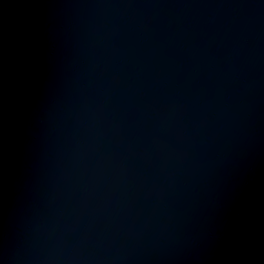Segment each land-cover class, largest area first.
Instances as JSON below:
<instances>
[{
  "label": "water",
  "instance_id": "95a60500",
  "mask_svg": "<svg viewBox=\"0 0 264 264\" xmlns=\"http://www.w3.org/2000/svg\"><path fill=\"white\" fill-rule=\"evenodd\" d=\"M0 264H264V0H0Z\"/></svg>",
  "mask_w": 264,
  "mask_h": 264
}]
</instances>
